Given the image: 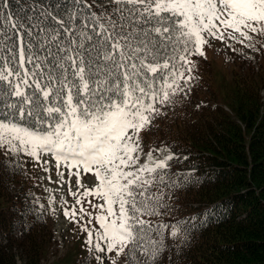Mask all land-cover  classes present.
<instances>
[{
  "label": "trees",
  "instance_id": "obj_1",
  "mask_svg": "<svg viewBox=\"0 0 264 264\" xmlns=\"http://www.w3.org/2000/svg\"><path fill=\"white\" fill-rule=\"evenodd\" d=\"M127 7L113 0H0V69L5 65L17 69L20 49L34 51L41 59L48 47L61 55L56 44L66 45L70 34L53 17L77 34L94 35L98 29L93 21L101 13L124 23L129 20L128 12L121 18L119 10ZM54 31L60 35L49 44ZM82 42L86 51H78L84 59L101 64L93 42ZM172 47V43L159 44L156 59L162 63L172 55ZM188 58L195 65L191 72L181 68L182 62L176 63L184 71V79L191 77L185 88L188 99L178 87L171 103L155 105L160 114L142 131L146 149L164 147L174 155L164 169L149 177L154 178L149 191L160 197L150 201L159 215L142 217L155 229L150 237L160 251L154 264H264V63L255 70L235 61L224 88L216 91L210 62L199 55ZM45 64V74H57L53 57ZM171 64L157 73L155 90L160 88L161 78L175 70ZM32 67L25 64L26 70ZM0 88V121L47 131L59 118L43 112L38 117L35 113L21 117L16 108L7 107L11 103L18 107V99L7 94L6 83ZM197 101L202 103L199 109L193 106ZM34 164L33 157L24 152L13 154L0 148V264H17L19 259L22 264H41L54 244L52 218L39 210L31 192ZM161 224L167 225L162 231ZM173 229L177 230L175 236ZM103 255L88 250L73 264H98L97 256L104 263ZM123 264H149V257L142 259L136 251L134 257L124 255Z\"/></svg>",
  "mask_w": 264,
  "mask_h": 264
},
{
  "label": "snow or ice",
  "instance_id": "obj_2",
  "mask_svg": "<svg viewBox=\"0 0 264 264\" xmlns=\"http://www.w3.org/2000/svg\"><path fill=\"white\" fill-rule=\"evenodd\" d=\"M113 2L130 6L118 9L121 18L128 12V21L121 23L107 12L101 13L93 21L98 30L89 35L77 34L72 27L53 17L70 34L66 45L56 44L61 55L56 56L48 47L41 59L34 51L25 53L20 49L18 68L13 70L5 65L0 69V84L6 83L7 94L19 101L18 107L11 103L8 108H16L21 117L33 113L38 117L40 112L59 117L47 131H33L12 120L0 121V148L13 154L24 152L38 163L40 154L50 153L57 168L63 163L69 173L76 176L78 187L83 186L81 171L92 173L96 183L85 188L83 196H93L102 203L91 204L98 210L94 215L85 213L90 217L89 223L94 220L98 225L95 232L82 229L87 232L89 250L115 252L111 264H117L122 255L134 257L139 251L149 257V264H154L160 251L150 237L155 229L142 217L159 215L150 203L160 197L149 191L154 181L149 177L157 169H164L172 157L153 162L149 152V163L137 167L140 133L151 125L154 115L160 114L155 105L171 103V97L176 95L179 80L184 79V71L176 68V63L182 62L181 68L191 72L195 65L188 57L204 55L206 37L222 39L226 30H231L229 35L238 33L245 39L250 38L249 34L264 35V0ZM92 15L96 17L95 13ZM69 19L74 21L75 16ZM141 24L150 27H136ZM59 35L54 31L48 43ZM82 41L93 42L101 64H90L84 59L82 51H78H86ZM164 43L173 44L172 55L161 63L156 57L160 55L158 45ZM49 56L55 60V75L52 71L47 74L42 71ZM170 61L175 70L164 75L160 88L155 90L153 83L157 73L169 69ZM25 64H31L32 70H26ZM148 76L153 80L149 81ZM13 77L15 79H10ZM188 79L191 77L184 82ZM53 99L59 103H53ZM72 169H76L75 173ZM64 215L75 217L76 213L65 211ZM166 227L159 225L161 231ZM176 234L177 230L173 229L172 235ZM148 245L152 246L151 250ZM96 259L98 264H103L101 257Z\"/></svg>",
  "mask_w": 264,
  "mask_h": 264
},
{
  "label": "rangeland",
  "instance_id": "obj_3",
  "mask_svg": "<svg viewBox=\"0 0 264 264\" xmlns=\"http://www.w3.org/2000/svg\"><path fill=\"white\" fill-rule=\"evenodd\" d=\"M231 30L224 32L222 39L206 37L208 43L203 46V57L210 62L213 70V89L219 91L224 88L226 78L234 67L235 61L248 63L254 69H258L259 65L264 63V35L249 34L250 38L245 39L238 33H229ZM264 92H261L263 96ZM142 132L140 133V151L138 152L139 161L137 167L144 163H149L148 153L152 154V161L158 162L165 160L166 157H173V153L167 148L150 147L146 149L145 143L142 141ZM34 161V186L31 192L34 202L40 211L46 212L53 221V241L54 244L48 251L46 258L41 264H73L78 258L89 250V245L84 241L88 239L87 232L82 231L87 228L95 232L98 225L93 220L89 223L90 217L85 213H93L98 211L91 207V204L102 203L98 198H93L88 202L91 196L84 197L85 188L94 186L95 179L92 173H83L81 171L82 187L76 184V176L69 173L68 168L61 163L57 168L56 160L50 153L40 154L39 163ZM75 173L76 169L71 170ZM63 173L61 176L59 173ZM75 193V195H73ZM82 194V195H81ZM77 199L81 202L77 204ZM85 205V206H84ZM80 209H84L81 212ZM65 211L70 214L75 211V217L64 215ZM73 236L69 240V235ZM84 241V243H83ZM95 242V241H94ZM115 252L103 255L104 263L111 264V259L115 258ZM122 255L117 264H123ZM17 264H22L19 259Z\"/></svg>",
  "mask_w": 264,
  "mask_h": 264
}]
</instances>
